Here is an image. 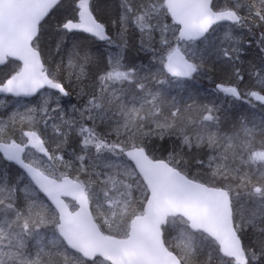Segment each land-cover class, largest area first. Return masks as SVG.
<instances>
[{"label": "snow or ice", "instance_id": "6c2138e0", "mask_svg": "<svg viewBox=\"0 0 264 264\" xmlns=\"http://www.w3.org/2000/svg\"><path fill=\"white\" fill-rule=\"evenodd\" d=\"M109 7L0 0V264H264V0ZM209 61L248 106L230 126L193 87Z\"/></svg>", "mask_w": 264, "mask_h": 264}, {"label": "trees", "instance_id": "16d2710c", "mask_svg": "<svg viewBox=\"0 0 264 264\" xmlns=\"http://www.w3.org/2000/svg\"><path fill=\"white\" fill-rule=\"evenodd\" d=\"M107 3L110 5L108 9V14L115 18V12L116 8L115 5L118 3V0H107ZM108 27L115 32V27L109 23ZM129 39V47L127 49V56L130 60H134L137 65H147L149 63V59L151 54L145 51L139 50V34L129 32L128 34ZM247 39V38H245ZM94 48H96L100 52H107L109 49L106 48V46L103 43H100L99 41L95 42L93 45ZM247 47V45H245ZM256 47L253 44L251 48L247 51L242 52V57L244 58V63L247 64L249 62H257L258 58L256 55ZM223 67H227V65H220L219 63H213V61H209L206 65V74L202 75L198 82H196L193 87L198 89L201 93L200 99L204 102H207L209 100H216L217 104H223L222 109V115L225 117V123L227 125H231V122L235 119L238 112L243 111L248 106L243 105L240 106V102H237V106L233 107L231 104L225 102L223 100L222 94H218L215 90V84L216 83H227L228 79L224 74V71L222 70ZM75 87V85H73ZM80 89L78 87L75 88V92H73L72 96L69 98L63 99V107L66 111H71V105L76 104L79 105L81 103V100H78L76 98V92H79ZM175 94V92H173ZM5 101L6 106L3 108H0V116H4L5 113H8L11 111V101L13 99H3ZM17 138H19V132H17ZM175 138L168 139L166 138L165 141H156L157 146L159 145H165L169 149L173 146L172 141ZM52 148H55V144H51ZM75 149L74 143H69L65 146V156L68 158V156L73 152ZM18 170L17 167L14 165H10L6 163L5 161L0 160V175L4 174L5 172L9 173L12 177L15 176L16 171Z\"/></svg>", "mask_w": 264, "mask_h": 264}, {"label": "water", "instance_id": "95a60500", "mask_svg": "<svg viewBox=\"0 0 264 264\" xmlns=\"http://www.w3.org/2000/svg\"><path fill=\"white\" fill-rule=\"evenodd\" d=\"M100 43H103V42H100ZM1 98H12V97H5V96H3V95H0V99ZM14 99V98H13ZM0 155H2V154H0ZM6 163H8L9 164V162H6ZM11 165H14L15 167H17L18 169H19V166L18 165H15V164H11Z\"/></svg>", "mask_w": 264, "mask_h": 264}, {"label": "flooded vegetation", "instance_id": "af4514ba", "mask_svg": "<svg viewBox=\"0 0 264 264\" xmlns=\"http://www.w3.org/2000/svg\"><path fill=\"white\" fill-rule=\"evenodd\" d=\"M1 99H6V98H1ZM7 99H13V98H7Z\"/></svg>", "mask_w": 264, "mask_h": 264}]
</instances>
